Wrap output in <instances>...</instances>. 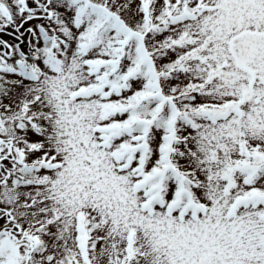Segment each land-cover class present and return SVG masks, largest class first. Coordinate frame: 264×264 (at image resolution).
<instances>
[{
    "label": "snow or ice",
    "instance_id": "snow-or-ice-1",
    "mask_svg": "<svg viewBox=\"0 0 264 264\" xmlns=\"http://www.w3.org/2000/svg\"><path fill=\"white\" fill-rule=\"evenodd\" d=\"M0 264H264V0H0Z\"/></svg>",
    "mask_w": 264,
    "mask_h": 264
},
{
    "label": "rangeland",
    "instance_id": "rangeland-1",
    "mask_svg": "<svg viewBox=\"0 0 264 264\" xmlns=\"http://www.w3.org/2000/svg\"><path fill=\"white\" fill-rule=\"evenodd\" d=\"M5 39H7L8 37H4Z\"/></svg>",
    "mask_w": 264,
    "mask_h": 264
}]
</instances>
